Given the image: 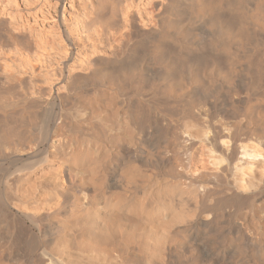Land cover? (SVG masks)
Returning <instances> with one entry per match:
<instances>
[{"label":"bare ground","instance_id":"bare-ground-1","mask_svg":"<svg viewBox=\"0 0 264 264\" xmlns=\"http://www.w3.org/2000/svg\"><path fill=\"white\" fill-rule=\"evenodd\" d=\"M165 2L140 35L156 78L103 55L68 75L69 90H98L84 103L112 124L76 133L86 119L71 121L67 93L47 116L0 99V264H264V0ZM198 20L217 31L213 50L171 65Z\"/></svg>","mask_w":264,"mask_h":264},{"label":"rangeland","instance_id":"rangeland-1","mask_svg":"<svg viewBox=\"0 0 264 264\" xmlns=\"http://www.w3.org/2000/svg\"><path fill=\"white\" fill-rule=\"evenodd\" d=\"M96 2L97 0H0V99L2 101L9 104L30 103L35 106V108L32 107L33 110L47 116L51 115L53 110H58L59 99L51 102L53 98L56 99V93H67L68 96L63 104L69 107L70 112L79 110V114L75 118L73 117L75 114L72 118L69 116L67 122H70V118L72 122L80 119L79 117L86 119L81 126V129H84L76 133L87 135L91 131V129L88 131V128L92 126L91 123H102L100 117H106L107 121L104 122L109 125L116 118L112 119L113 115L109 116L111 111L107 110L97 112L100 116L95 114V117L91 109L92 105L85 104L83 99L90 95L94 96L98 90L91 89L89 85L73 87L69 90L67 79L70 73L79 72L93 56L103 55L109 58L115 56L125 66L140 65L142 68L145 66L143 69L146 70L145 74L148 78H156L160 74L162 66L152 61V56L147 55L148 48L152 45L151 41L154 39H142L140 35L147 29L157 30L159 25L156 14L159 4L165 0H110L103 10L106 16L102 17V13L99 16L103 20L97 19ZM110 7L114 8L115 12L112 19L107 17ZM104 17L109 20H105ZM187 24L188 22L183 24L186 29L192 28L191 33L184 38L187 39L185 41L187 47L183 49L181 47V50L177 51H173V48L172 51L169 49L170 52H168L174 56L171 65L175 63V55L189 57L196 51L200 53L202 50L201 53L208 54L213 50L207 42L217 35V31L206 22L199 20L194 21L190 26ZM189 35L198 40L194 39L195 42L193 38H189L192 37ZM258 35L260 37L256 35L257 38L264 40V31H260ZM166 42L168 44H165L171 48L172 44L169 41ZM250 47L245 46L238 50L240 55L238 66L242 69H240L242 72L238 77V83L245 84L243 56L249 52ZM182 51L186 55L181 53ZM240 95L243 96V93ZM127 100L128 96L122 95L112 103L111 108L114 105L117 106L122 114V107L129 102ZM228 101L230 102V99L222 96L217 100V108L229 107L231 103ZM53 103L57 104L53 106ZM81 103L84 105L82 106ZM98 103L101 102L98 101ZM85 105L87 107L83 109ZM220 108H218L219 111H223ZM90 114L93 116L91 117ZM110 117L112 118L109 119ZM86 121H89L90 125ZM194 162L203 165V152L198 146L195 147Z\"/></svg>","mask_w":264,"mask_h":264}]
</instances>
